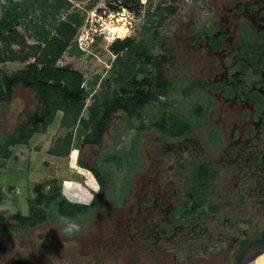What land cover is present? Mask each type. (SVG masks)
<instances>
[{"label": "flooded vegetation", "instance_id": "af4514ba", "mask_svg": "<svg viewBox=\"0 0 264 264\" xmlns=\"http://www.w3.org/2000/svg\"><path fill=\"white\" fill-rule=\"evenodd\" d=\"M202 6L201 29L179 36L193 113H176L184 124L157 129L141 154L142 131L131 136L110 223L92 235L118 264H237L264 233V0Z\"/></svg>", "mask_w": 264, "mask_h": 264}, {"label": "rangeland", "instance_id": "374dc122", "mask_svg": "<svg viewBox=\"0 0 264 264\" xmlns=\"http://www.w3.org/2000/svg\"><path fill=\"white\" fill-rule=\"evenodd\" d=\"M33 1L34 5L30 6ZM69 1L71 5L68 8L61 6L50 12L52 8L40 6L38 0H27L29 14L17 29L29 43H38L33 37L36 31L34 25L45 27L54 34L55 27L69 14L83 19L73 46L58 62L59 65H69L80 70L85 75V89L89 91V96L82 117L88 118V107L95 100L98 102L104 94L113 91L120 93V88L125 85L121 83L119 70L125 74V64L132 63L135 55L123 53L119 59L121 62L115 65L116 55L110 51V46L119 38L133 37L137 43L145 46L142 49L145 55L139 56L141 60L136 61V67L141 66L145 60L148 63L145 64V70L137 73V77L144 78L158 72L163 80L170 82L171 90L164 95V102H152L143 110V114L113 110L104 123L99 142L83 141L85 134L90 131L79 132L82 122L71 127L63 126V112L59 110L47 129L36 132L27 144L13 147V156L0 157V218L17 213L28 215L31 202L38 195L35 188L39 184L43 186L42 192L45 188L60 189L71 202L89 204L98 190V181L90 168L108 174L106 178L102 176L106 188L105 196L102 197L104 204L102 207L92 206V212L87 216H84L85 213L74 217L59 216L52 207L34 203L36 209L46 212L45 219L14 233L0 235V264L16 260L27 261V264H118L116 259L119 252L113 249L109 253L110 250L97 247L92 235L98 225L104 227L105 223H110L109 217L105 215L111 203L114 204L110 182H113L116 190L126 169L113 162L105 165L102 158L112 148L127 152L131 136L139 134V130L142 134L137 139L135 151L141 154L146 141H152L159 134L158 128L151 123L154 116L163 110L164 104L173 114L181 111L193 113L190 111L193 110V100L189 98L191 94L188 87L193 82L194 64H191L192 60L189 61L187 48L180 44L179 36L184 35L186 30L198 31L204 25L206 13L202 4L205 0H139L141 6L138 11L120 6V0ZM47 3L57 1L47 0ZM169 6L174 7V10H165ZM6 8L5 2L0 0V17ZM121 17L124 19L119 20ZM115 26L124 29L123 35L119 30L112 31L111 27ZM152 62L159 63L156 70ZM26 65L20 61L0 62V72L11 74ZM40 108L31 87L16 86L11 99L0 101V143L6 134L13 132L22 123H36L41 116ZM68 133L73 136L69 154L56 155L50 152L56 139ZM81 162L87 168L81 166ZM106 195L111 197L106 198ZM252 262L263 264L264 256Z\"/></svg>", "mask_w": 264, "mask_h": 264}, {"label": "trees", "instance_id": "16d2710c", "mask_svg": "<svg viewBox=\"0 0 264 264\" xmlns=\"http://www.w3.org/2000/svg\"><path fill=\"white\" fill-rule=\"evenodd\" d=\"M6 4V9L0 17V62L20 61L27 63L26 67L16 72L7 74L0 72V101L12 98L13 89L18 85L31 87L35 92L40 103V114L37 122L30 124L22 123L13 132L6 134L0 143V157L9 158L13 156V147L27 144L31 137L41 129L47 127L54 121L57 111L63 112L61 124L65 127L77 125L82 122L81 130L90 131L84 136V142H99L101 139L104 123L113 110L122 109L123 112H134L143 114L152 102L159 101L162 96L170 92L171 84L161 78L160 73L150 74L144 78H138L137 73L145 70V64L148 60L142 61V65L136 67V61L139 56H144L142 43H137L133 37L116 39L110 46V51L116 55L115 65L121 62L123 53L135 55L132 63L127 62L124 74L119 70L122 76L121 83L125 85L120 88V93L112 92L104 94L102 100H95L88 107V118L81 116L85 107L89 91L85 89V75L69 65H59L58 62L64 53L73 46L74 39L78 32V27L82 24V18L78 15L69 14L56 27L55 33L47 31L45 27L34 25L36 31L33 33L36 42L29 43L23 33L18 31V27L23 24L24 18L29 14L27 0H2ZM40 6L44 5L50 12L58 10V7L68 8L71 5L69 0H61V3H47V0H38ZM35 1L30 2L33 6ZM120 6L138 11L140 9L139 0H120ZM113 9L115 6H111ZM161 9V5H159ZM60 10V9H59ZM167 11H173L174 7H165ZM46 14V13H44ZM26 16V17H25ZM33 23V21H32ZM157 32H155V36ZM141 45L142 48L139 46ZM33 59V61H30ZM120 59V60H119ZM141 60V59H140ZM158 62H152L154 69L158 67ZM94 95V94H93ZM163 110L154 116L152 125L158 129H170L173 124L183 125L185 120L177 116L176 113L168 111L166 104ZM43 131V130H42ZM72 133L56 139L54 147L50 152L56 155H68L72 144ZM107 155L102 158L105 165L115 163L117 166H124L126 157L122 150L112 148ZM103 162V161H102ZM81 166L87 168L86 164L81 162ZM98 182L104 189V179L96 168H90ZM104 177L108 174L103 173ZM42 185H37L35 192L38 194L31 202L30 213L23 215L21 213L10 215L6 218H0V235L14 233L26 226H32L45 219V214L41 209H36L34 203L44 204L52 207L59 216L65 215L74 217L80 213L89 214L92 212V206L96 200L91 203L71 202L60 189H47L42 192ZM63 195V196H62ZM91 209V210H90ZM246 248L244 257L239 258L237 264H251L261 254L264 253V233L261 239L249 244ZM27 261L16 260L8 264H27Z\"/></svg>", "mask_w": 264, "mask_h": 264}, {"label": "bare ground", "instance_id": "6f19581e", "mask_svg": "<svg viewBox=\"0 0 264 264\" xmlns=\"http://www.w3.org/2000/svg\"><path fill=\"white\" fill-rule=\"evenodd\" d=\"M122 19H124V18H119V20H122ZM112 28V31L114 32V31H117V30H119L121 33H122V35H123V33L125 32L124 31V29H122V28H117L116 26L115 27H111ZM117 33H119V32H117ZM117 37V36H116ZM114 39V38H113Z\"/></svg>", "mask_w": 264, "mask_h": 264}, {"label": "crops", "instance_id": "0c3cea01", "mask_svg": "<svg viewBox=\"0 0 264 264\" xmlns=\"http://www.w3.org/2000/svg\"><path fill=\"white\" fill-rule=\"evenodd\" d=\"M261 256H264V254H261L258 258H261ZM251 264H254V262H252ZM263 264H264V262H263Z\"/></svg>", "mask_w": 264, "mask_h": 264}]
</instances>
